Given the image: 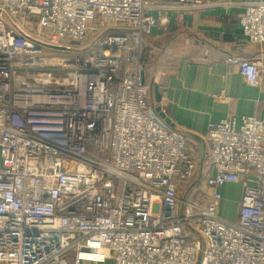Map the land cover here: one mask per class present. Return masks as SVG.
Masks as SVG:
<instances>
[{
  "label": "built area",
  "instance_id": "built-area-1",
  "mask_svg": "<svg viewBox=\"0 0 264 264\" xmlns=\"http://www.w3.org/2000/svg\"><path fill=\"white\" fill-rule=\"evenodd\" d=\"M202 6L0 0V264H264V115L208 123L198 167L141 82L152 29ZM243 9L262 46L264 0ZM223 60L260 83L259 61ZM240 182L223 218L219 189Z\"/></svg>",
  "mask_w": 264,
  "mask_h": 264
},
{
  "label": "crops",
  "instance_id": "crops-1",
  "mask_svg": "<svg viewBox=\"0 0 264 264\" xmlns=\"http://www.w3.org/2000/svg\"><path fill=\"white\" fill-rule=\"evenodd\" d=\"M248 1L254 0H203L200 8L171 11L169 31L162 33L155 27L149 37L155 51L165 49L152 82L158 79L160 105L172 126L157 117L185 135L187 151L198 167L207 149L203 137L208 123L264 115V44L248 43L239 22ZM229 54L259 61L257 86L244 80L237 64L223 60ZM149 100L154 103L151 91ZM247 183L253 184L254 178L248 177ZM243 184L220 187L219 214L222 209L236 214Z\"/></svg>",
  "mask_w": 264,
  "mask_h": 264
},
{
  "label": "rangeland",
  "instance_id": "rangeland-1",
  "mask_svg": "<svg viewBox=\"0 0 264 264\" xmlns=\"http://www.w3.org/2000/svg\"><path fill=\"white\" fill-rule=\"evenodd\" d=\"M145 43V47L148 51L145 50V47H142L141 50V54L139 55V60L141 62V64L144 67V78L145 81H147V83H149L151 89V94H152V98H153V92H152V74L154 73V71L156 70V63L160 62L159 60L162 59L163 57H165V49L158 51H155V48L153 47V45L150 43H148L147 41L144 42ZM144 49V50H143ZM220 216H222L223 218L226 219H234L235 216V211L232 209H222L220 211ZM69 264H71V262H69Z\"/></svg>",
  "mask_w": 264,
  "mask_h": 264
},
{
  "label": "water",
  "instance_id": "water-1",
  "mask_svg": "<svg viewBox=\"0 0 264 264\" xmlns=\"http://www.w3.org/2000/svg\"><path fill=\"white\" fill-rule=\"evenodd\" d=\"M144 73H141V82H144ZM152 92H153V99H154V111L157 114V116L162 119L166 124L171 125L169 118L166 117L164 111L162 110V107L160 105L161 102V93L159 91V83L158 79H155L152 84Z\"/></svg>",
  "mask_w": 264,
  "mask_h": 264
},
{
  "label": "trees",
  "instance_id": "trees-1",
  "mask_svg": "<svg viewBox=\"0 0 264 264\" xmlns=\"http://www.w3.org/2000/svg\"><path fill=\"white\" fill-rule=\"evenodd\" d=\"M146 41H147L149 44H150V43L152 44V42H151V40H149V38L145 39V42H146ZM146 45H147V44H146ZM146 45H145V43H143L142 47H143V46L145 47ZM152 45H153V44H152ZM143 50H144V49H143ZM145 50L148 51V50L146 49V47H145ZM200 179H201V178H200ZM198 182H199V181H198ZM198 182L194 183V184H193V187H195V186L197 185Z\"/></svg>",
  "mask_w": 264,
  "mask_h": 264
}]
</instances>
